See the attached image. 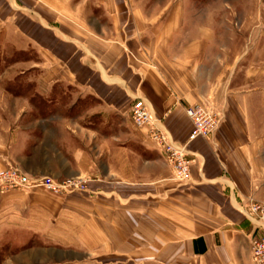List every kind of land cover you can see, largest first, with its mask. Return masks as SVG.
<instances>
[{"label":"crops","instance_id":"obj_1","mask_svg":"<svg viewBox=\"0 0 264 264\" xmlns=\"http://www.w3.org/2000/svg\"><path fill=\"white\" fill-rule=\"evenodd\" d=\"M191 11L181 0L150 10L135 0H0L1 36L49 65L34 71L32 96L0 87V166L89 180L69 195L1 194L17 237L96 249L122 264H255L250 238L263 231L250 205L264 200V76L255 81L244 56L227 55L233 40L187 18ZM138 98L187 144L189 181L175 178L164 149L132 120ZM195 103L223 119L190 141L186 108Z\"/></svg>","mask_w":264,"mask_h":264},{"label":"rangeland","instance_id":"obj_2","mask_svg":"<svg viewBox=\"0 0 264 264\" xmlns=\"http://www.w3.org/2000/svg\"><path fill=\"white\" fill-rule=\"evenodd\" d=\"M135 1L139 3V5H145L146 8L150 10L152 3L156 0ZM181 1L183 2L184 7L186 6L193 10V12L191 11L187 14V18H191L192 21L196 22H211L217 24L218 33L221 35L220 37L227 40H233L232 46L227 48V55L234 58L236 55L241 58L244 56V59L240 64L241 68L249 71L250 74H252L251 77L254 78L255 81L260 78L262 79L264 76V0ZM9 41L8 38L1 36L0 33V87L9 86L12 90L11 92L15 95L32 96L34 71L49 69V65L46 63L41 66L37 65L34 62L36 55L32 48L26 52H18L11 47ZM23 103H25V101H21L20 105H23ZM214 109L216 112L221 113L222 120V112L216 108ZM131 118L134 121L132 107ZM11 146L17 147L18 143H14ZM0 154H7V151L2 148V145H0ZM9 168H16L28 176H31V178L37 176L24 172L22 168L15 164H9L4 167L0 166V183H3V170ZM42 176H49L59 181L83 179L85 186L68 193L48 191L43 187H35L26 190H11L26 192L42 190L58 195H69L72 193L85 192L89 181L87 176L82 175ZM3 193H5V191L1 190L0 184V264H98L100 258L107 259L108 261L111 260L113 264H122L120 256H99L96 249L94 252L83 254L81 251L74 252L75 249L71 248L58 246H55V248L53 246L51 247L44 239L38 241L37 239L17 237V223L11 221V212L10 210H7L9 201L2 199L1 194ZM129 260V264H143L140 257H133ZM155 262H157V260H155Z\"/></svg>","mask_w":264,"mask_h":264},{"label":"built area","instance_id":"obj_3","mask_svg":"<svg viewBox=\"0 0 264 264\" xmlns=\"http://www.w3.org/2000/svg\"><path fill=\"white\" fill-rule=\"evenodd\" d=\"M135 123L140 127H146L150 137L167 154L168 162L174 172L175 178L181 182H187L191 178L192 159L190 152L185 144L178 143L170 137L168 132L156 124V120L144 99L138 98L132 105ZM186 112L193 121V130L190 134V141L198 137H209L221 122V113L205 103H195L187 106ZM1 190L11 189H32L43 187L48 191L68 193L82 188L84 180H56L49 176L32 177L19 171L9 168L3 170ZM5 179V180H4ZM1 181V180H0ZM250 211L258 221V227L262 233L253 234L250 238L253 258L255 264H264V200L253 201Z\"/></svg>","mask_w":264,"mask_h":264}]
</instances>
